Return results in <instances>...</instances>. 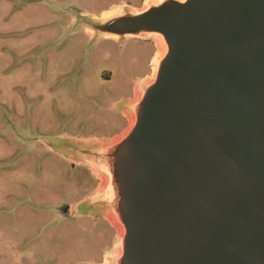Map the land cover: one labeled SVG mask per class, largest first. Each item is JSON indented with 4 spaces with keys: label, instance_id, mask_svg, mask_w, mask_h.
Wrapping results in <instances>:
<instances>
[{
    "label": "water",
    "instance_id": "1",
    "mask_svg": "<svg viewBox=\"0 0 264 264\" xmlns=\"http://www.w3.org/2000/svg\"><path fill=\"white\" fill-rule=\"evenodd\" d=\"M118 12L129 28L96 21L98 33L153 32L166 50L127 99L128 125L69 149L108 176L90 195L119 229L105 264H264V0H162ZM117 171L127 193L113 206L105 193Z\"/></svg>",
    "mask_w": 264,
    "mask_h": 264
},
{
    "label": "rangeland",
    "instance_id": "2",
    "mask_svg": "<svg viewBox=\"0 0 264 264\" xmlns=\"http://www.w3.org/2000/svg\"><path fill=\"white\" fill-rule=\"evenodd\" d=\"M161 1L0 0V264H99L105 257L115 227L90 195L108 176L69 149L126 126L128 96L166 50L153 32L120 39L98 32L129 28L120 8ZM103 20L101 29L96 21ZM77 158L100 162L84 151ZM110 176L105 195L116 206L126 178Z\"/></svg>",
    "mask_w": 264,
    "mask_h": 264
},
{
    "label": "crops",
    "instance_id": "3",
    "mask_svg": "<svg viewBox=\"0 0 264 264\" xmlns=\"http://www.w3.org/2000/svg\"><path fill=\"white\" fill-rule=\"evenodd\" d=\"M132 7H137V6H133L132 5ZM88 31V33H90V31L89 30H87ZM92 33H90V35H91ZM129 34V33H128ZM104 36H110V37H112V38H115V39H118V38H116V37H114V36H111V35H104ZM126 36V35H125ZM152 53H153V51H152ZM152 53H151V56H152ZM151 56H150V58H151ZM150 58H149V60H148V62L150 61ZM152 61V60H151ZM152 64V63H151ZM151 70H152V65H151ZM151 70H150V72H151ZM150 72H148L147 74H145V75H143L142 76V78H144V77H146L147 75H149L150 74ZM136 93H137V86H135L134 87V91H133V94L131 95V96H128V98L127 99H131V98H133V97H135V95H136ZM122 112H123V114L126 116V118H127V124H126V126L128 125V123H129V115H128V112H127V110H122ZM125 126V127H126ZM124 127V128H125ZM123 128V129H124ZM122 129V130H123ZM121 130V131H122ZM120 131V132H121ZM120 132H118V133H120ZM118 133H116V134H118ZM116 134H113V135H111V136H109V138L110 137H112V136H114V135H116ZM100 137H103V136H100ZM87 138H92V137H86V139ZM94 138H96V137H94ZM98 138V137H97ZM103 138H107V137H103ZM85 139V138H84ZM77 162H80V163H86L91 169H92V167H91V165H90V163H88V162H84V161H78L77 160ZM100 190V186H94V191H93V193H97L98 191ZM92 193V194H93ZM102 216H104V217H106L110 222H111V224L115 227V232H114V238H113V240H112V242H111V244H110V246L109 247H107V248H105L104 249V251H103V259L99 262V264H105L106 263V260H107V254H114V252L116 251V249H117V242H118V235H119V229H118V226H117V224L114 222V220L110 217V215L108 214V211L107 210H105V209H103L102 210Z\"/></svg>",
    "mask_w": 264,
    "mask_h": 264
},
{
    "label": "flooded vegetation",
    "instance_id": "4",
    "mask_svg": "<svg viewBox=\"0 0 264 264\" xmlns=\"http://www.w3.org/2000/svg\"><path fill=\"white\" fill-rule=\"evenodd\" d=\"M134 35H136V34H134ZM97 137H100V136H97ZM97 137H96V138H97ZM92 138H94V137H92ZM107 138H109V136H108Z\"/></svg>",
    "mask_w": 264,
    "mask_h": 264
},
{
    "label": "bare ground",
    "instance_id": "5",
    "mask_svg": "<svg viewBox=\"0 0 264 264\" xmlns=\"http://www.w3.org/2000/svg\"><path fill=\"white\" fill-rule=\"evenodd\" d=\"M161 37H158V39L160 40ZM162 39V38H161Z\"/></svg>",
    "mask_w": 264,
    "mask_h": 264
}]
</instances>
